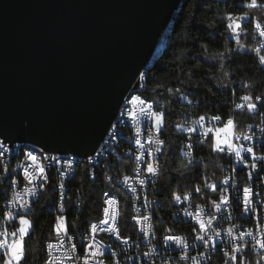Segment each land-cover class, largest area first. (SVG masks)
I'll return each mask as SVG.
<instances>
[{"label":"clouds","instance_id":"1","mask_svg":"<svg viewBox=\"0 0 264 264\" xmlns=\"http://www.w3.org/2000/svg\"><path fill=\"white\" fill-rule=\"evenodd\" d=\"M182 12L88 149L0 136V264H264V0Z\"/></svg>","mask_w":264,"mask_h":264},{"label":"water","instance_id":"2","mask_svg":"<svg viewBox=\"0 0 264 264\" xmlns=\"http://www.w3.org/2000/svg\"><path fill=\"white\" fill-rule=\"evenodd\" d=\"M181 1L0 0V136L88 149Z\"/></svg>","mask_w":264,"mask_h":264},{"label":"trees","instance_id":"3","mask_svg":"<svg viewBox=\"0 0 264 264\" xmlns=\"http://www.w3.org/2000/svg\"><path fill=\"white\" fill-rule=\"evenodd\" d=\"M184 7V0L181 1L180 5L178 6V9L176 10V12L174 13L173 17H172V21H174L177 26H179V23L182 22L183 20V12H182V9ZM185 7H186V4H185ZM172 21L170 22L169 24V30L171 29V23ZM163 38V37H162ZM163 51V48L162 46H158L157 47V52H156V56ZM156 56L154 57L153 60H155ZM152 63V62H151ZM151 63L147 66V67H151ZM146 67V68H147Z\"/></svg>","mask_w":264,"mask_h":264},{"label":"bare ground","instance_id":"4","mask_svg":"<svg viewBox=\"0 0 264 264\" xmlns=\"http://www.w3.org/2000/svg\"><path fill=\"white\" fill-rule=\"evenodd\" d=\"M161 40H162V38H161ZM158 46L159 45L156 44L155 50L153 52V55H152L151 59L145 64V68L153 61L154 57L156 56V52H157V47ZM17 147H19V145H17Z\"/></svg>","mask_w":264,"mask_h":264},{"label":"rangeland","instance_id":"5","mask_svg":"<svg viewBox=\"0 0 264 264\" xmlns=\"http://www.w3.org/2000/svg\"><path fill=\"white\" fill-rule=\"evenodd\" d=\"M162 40H163V38H162ZM160 46V45H159Z\"/></svg>","mask_w":264,"mask_h":264},{"label":"built area","instance_id":"6","mask_svg":"<svg viewBox=\"0 0 264 264\" xmlns=\"http://www.w3.org/2000/svg\"><path fill=\"white\" fill-rule=\"evenodd\" d=\"M144 67H145V65H144Z\"/></svg>","mask_w":264,"mask_h":264}]
</instances>
